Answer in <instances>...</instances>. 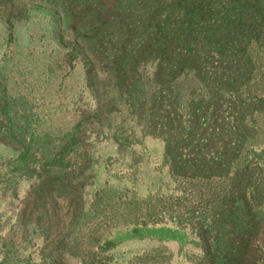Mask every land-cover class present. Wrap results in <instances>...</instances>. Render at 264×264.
Instances as JSON below:
<instances>
[{
	"label": "rangeland",
	"instance_id": "1",
	"mask_svg": "<svg viewBox=\"0 0 264 264\" xmlns=\"http://www.w3.org/2000/svg\"><path fill=\"white\" fill-rule=\"evenodd\" d=\"M0 264H264V0H0Z\"/></svg>",
	"mask_w": 264,
	"mask_h": 264
}]
</instances>
